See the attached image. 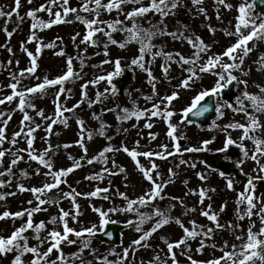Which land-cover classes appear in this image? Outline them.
Segmentation results:
<instances>
[{
    "label": "rangeland",
    "instance_id": "rangeland-1",
    "mask_svg": "<svg viewBox=\"0 0 264 264\" xmlns=\"http://www.w3.org/2000/svg\"><path fill=\"white\" fill-rule=\"evenodd\" d=\"M102 2L107 3L108 0H102ZM242 2L243 0H226V3L233 6L228 9L224 5L208 0H202L200 4H194L193 0H178V6L163 18V22H161V16L155 12L135 18V22L141 27L157 32L151 40V43L155 45L152 53L163 50L172 53L174 57L173 60H166L163 55H159L153 59L152 53L145 54L142 63L151 70L155 78L153 82H150L147 71L132 65L133 59L138 58L140 54V45L137 42L128 43L121 48L118 44H112L108 36L98 33L93 37L96 41L95 45L91 42L82 43L87 29L76 17L77 15L87 19L95 17V13L80 10L84 0H69L67 7L76 8L78 11L69 12L66 17L61 7L63 0H57L55 5L50 4V0H31V3L28 0H21L18 15H14L11 20L7 17H0V99L12 95L13 90L10 85L17 81H19L17 90H26L42 83L45 78L51 80L64 75L67 72L69 58H72L73 72L78 74L65 81L63 84L65 92L59 96L58 101L57 95L61 85L50 86L43 93L32 94L29 99L35 108H25L32 119L23 124L21 122L24 112L18 108L19 97L11 102L6 101L0 104V128L5 129L6 137L4 144L0 146V150L6 151L0 171H6L14 158L23 157L18 164L12 166L11 175L0 177V180L5 181L4 186L0 187V195L5 196V199H0V214L5 211L15 213L37 207L38 201L35 195L31 191H21L20 185H23L25 189H31L53 182L52 176L45 175L47 168L37 161L30 160L27 151H19V149L28 148L27 139L29 137H26L24 133L30 127L36 128V125H39L33 133L35 139L32 150L35 154H42L51 146L45 158L52 162L54 170L73 167L75 161L81 163L80 167L62 178L65 182L41 197L48 203L40 205L41 211L33 215L34 224L40 221L46 224V230L40 233L41 239L46 237L48 231L53 228L63 232V223L59 219L55 224L49 223L53 217L58 218L61 215V209L69 212V216L66 217L69 227L81 231L96 225L99 229L97 233H99L104 227H99L100 216L94 209L104 211L113 208L123 209L127 207V200L122 198L121 193L135 200L151 189V183L139 170L136 161L122 150L124 147L141 153L148 151L160 153L164 152L161 146L167 145V153H172L170 155L166 153L165 159L153 156L151 161L143 155L137 157L145 168H151V163L154 162L157 168L153 172V177L158 183L166 185L161 192L162 199L158 197L147 206H136L139 208V213L145 216L141 230L137 231L135 225H129V228L121 233L119 244L111 247L99 243L94 236L89 237L85 234L77 238L74 234H69L68 240L75 241V243L63 241L60 245L66 264H104L105 260L108 264H173V253L175 264H192V261H197L198 264H208L209 261L222 257L224 252L231 251L232 245H237V250H239V245L247 239V230L251 225L254 224L252 228L254 232L264 227L260 219V209L264 208V179L254 181L256 208L253 209L255 214L250 219L246 215L244 219L239 218L246 212L247 204L246 202L237 204L238 194L244 191L249 176L264 177V173L258 171L255 161L245 159L240 147L237 146L241 142L243 130L225 126L237 122L248 124L249 120L244 113L234 112L225 105L222 108L223 114L217 113L215 119L206 128H198L186 122L180 123L183 110L190 105L192 99L200 91L213 88L217 76L212 73H199L200 78L190 81V87H181V82L189 76L186 69L190 65L181 66L175 62V53L191 57L194 49L186 38L199 36L209 46V50L201 54L200 64L205 63L213 54H222L238 39L237 36L226 33L235 32L236 17L239 15L237 9ZM149 4L150 0H141V4L128 3L122 6V12L113 10L109 13L101 9L99 18L108 22L116 19L123 21L118 28L131 27L133 21L127 20L124 13ZM41 6L51 7L53 13L61 12L66 22L54 24L51 28L43 30L37 28L35 35L38 39L29 42V37L33 34L31 28L33 20L27 16V12L39 9ZM14 8L15 0H0V9L4 12H10ZM200 9H204V12ZM261 14L254 9L253 15L260 16ZM37 18L47 22L55 17L54 15L49 16L47 11H40L37 12ZM259 22L257 20V23ZM6 26L13 33L11 37L4 31ZM99 27H103L106 32L111 31L106 24L99 25ZM160 30L164 33H177V38L160 34ZM243 31L247 34L250 29ZM180 33H183V37H180ZM112 36L117 41H123L127 33L117 31L112 33ZM253 41L252 46L248 45L251 51L244 57L243 65L239 69L232 70L238 80L248 82L246 89L244 84L234 82L233 96L228 101L234 105L236 97L245 90L264 98V92L260 90V87H264V59H262L264 58V39ZM49 43H54L55 46L46 47ZM38 44L43 45L39 53L36 52ZM61 51L64 55H57ZM105 51L108 55L104 54ZM28 52L36 56L37 68L34 74L26 71L31 67L32 59ZM105 60L111 63H104ZM116 60H120L123 71L127 70L130 74L126 82L117 83L115 81L122 75V71L113 76L111 83L107 79L95 84L91 83L100 76L107 77L110 73H114ZM223 62L231 63L232 61L224 57ZM166 65L169 68L167 75L163 71ZM22 71H24V76L20 75ZM214 71L219 72L221 69L216 68ZM14 76L16 79H13ZM153 83L155 92H153ZM84 85L87 87L84 88ZM173 92L178 93V96L170 105L167 101L162 102L163 97L171 96ZM98 94H101L99 102H97ZM145 97L151 99H145ZM215 98L216 105L217 103L224 104L225 101L221 100L220 96ZM57 102L62 109H72V111H64L63 117L57 119ZM153 104H160L161 110L167 107L175 113L171 122L177 125L175 135L180 138V152L175 151L176 142L168 136V122L162 116H151L149 112L139 120L135 117L120 119L124 115L122 111L124 108L130 111L147 110L152 109ZM246 106L249 108L248 104ZM41 110H43L44 117L57 119V122L53 123L52 119L42 118L37 114ZM249 113L255 115L262 125L256 132L250 134L264 139V112ZM64 119L66 123L61 122ZM81 120L83 121V132L79 124ZM149 123L152 125L150 128L146 127ZM49 126H51V132L47 131ZM22 128L23 132H21ZM18 132H21V135L16 137L17 143L13 145L10 141ZM89 133H91V139L88 138ZM153 135L155 139L152 138ZM229 136L237 144L228 145L225 150ZM81 139H83L84 147L87 148V153L80 146ZM204 141H212L207 145L206 150L186 151L189 147L202 148ZM243 143L251 155L254 145L250 140H244ZM107 147L120 150L106 153V163L99 159L91 164L87 162L93 160ZM208 155L217 156L220 163L225 165L227 174L223 172L224 175L221 176L222 171L207 169L204 161ZM241 160L244 161L241 166L243 174L241 168L237 167V163ZM193 163L196 165L194 168L191 167ZM261 163H264V158H261ZM121 168L124 171H120ZM105 169L108 171H104ZM100 173H103L102 179H88ZM198 174L204 175L205 179L201 180ZM229 178L234 181L232 189L227 186ZM97 188H107L108 191L100 192L97 196L88 195ZM201 189L206 190V197L202 204L199 195ZM73 190H75L74 193ZM11 193L15 194L11 195ZM64 193H80L75 198V204L79 205L78 210L73 201L64 196ZM29 201L32 203L30 204ZM209 205H211V211L217 214L221 228H217L214 222L201 214L202 211L208 210ZM156 209H160L169 218V222L152 232V235L140 245L133 244V241L146 232H150L162 219L161 216L155 214ZM26 218L0 220V236H9L21 226ZM139 219L136 212H109V223L129 224V221L138 222ZM177 219L189 229L195 221L197 231L203 233L211 227L213 232L207 237L201 234L195 238H187L184 244L169 252L168 243H176L185 237L184 229L176 223ZM28 235L34 237L35 234L30 231ZM237 236L244 237V241L238 240ZM261 238L264 239V237ZM85 241H87V247L84 246ZM225 242H227V247H225ZM29 244L38 246L41 252L49 247L47 241L41 245L35 238H30ZM201 247L202 251H198ZM125 250H127V256H125ZM17 254L15 251L0 254V264H12ZM59 255L60 253L54 249L49 261L57 260ZM32 258V254L29 253L24 255L23 260L25 264H30ZM57 264H59L58 260ZM221 264H227V262L222 261ZM256 264H264V262L257 260Z\"/></svg>",
    "mask_w": 264,
    "mask_h": 264
},
{
    "label": "snow or ice",
    "instance_id": "snow-or-ice-1",
    "mask_svg": "<svg viewBox=\"0 0 264 264\" xmlns=\"http://www.w3.org/2000/svg\"><path fill=\"white\" fill-rule=\"evenodd\" d=\"M29 3H31V0H28ZM202 0H193L194 4H200ZM57 3V0H50V4L55 5ZM69 3V0H63V3L61 7L63 8V15L66 17L69 12H77L78 9L76 8H70L67 7ZM128 3L133 4H141V0H108L107 3H103L102 0H84V3L80 10L88 13H95V17L93 19H87L85 17H81L77 15L76 19L79 20L81 23H83L87 29V33L84 36V39L82 43H88L91 42L93 45H95L96 41L93 40V37H95L98 33H103L104 35L108 36L109 40L112 44H118L119 47L123 48L128 43L137 42L140 45L139 48V57L136 59H133L132 65L138 66L141 69H144L148 72V76L150 79V82L154 81V77L152 76V72L150 69L145 67V64L142 63L145 59L146 53H152V49L155 47L151 43L152 38L157 35V32L151 31L150 29H145L141 27L139 24L135 22V18L142 17L145 14L149 12H155L159 14L162 18L161 22H163V18L167 17L173 9H175L178 6V0H150V4L148 6H140L138 8H134L131 11L124 13L125 18L127 20L133 21L131 27H123L118 28L119 25L123 24V21L116 19L114 21L108 22L101 20L100 17V11L101 9L111 13L113 10H117L122 12V6ZM218 4L224 5L226 8L231 9L233 6L231 4L226 3V0H217ZM90 5H94V7H90ZM21 7V0H15V8L10 12H4L3 9H0V17H7L9 20L12 19L14 15L19 14V9ZM256 8V0H243V2L238 6V13L239 15L236 17L237 23L235 25V32H228L227 35H235L237 36V41L229 46L222 54H213L212 56H209L205 63L200 64L199 61L201 59V54L206 53L209 50V46L204 43L202 38L199 36L195 37H187L188 43L193 47L194 52L191 57H185L181 53H175V62L183 65H190L186 69V71L189 73V76L185 78L181 82V87L188 88L190 87V81L194 79H199V73H212L213 75L217 76V81L215 83V86L211 89H205L200 91L191 101L190 105L186 107L182 112V119L180 123H184L185 120H187L189 114H193L196 116H203L206 112L210 111V108L207 104H203L202 102L205 101L206 98L210 97H218L221 96L224 89L228 88L229 86H233L234 82L236 83H242L245 85V89L247 88V81L246 80H238V78L233 74L232 70L239 69L243 63H244V57L248 55V53L251 51V48L248 47L249 42L254 39H264V14H261L260 16L253 15L254 9ZM40 11H47L49 13V16L54 15V19H51L47 22L38 19L37 18V12ZM201 12H204V9H200ZM27 16L32 18L33 23L31 25V28L33 30V34L29 37V42L37 40V36L35 35V30L39 28L40 30H43L45 28H51L54 24H59L66 22L62 16L61 12L57 11L55 13L52 12V8L48 7L45 8L44 6H41L39 9L35 10H29L27 12ZM219 18V16L217 17ZM21 19H23L21 17ZM257 20L260 22L257 23ZM106 24L111 31L106 32L103 27H99V25ZM155 27V26H153ZM244 29H250L247 34H244ZM6 35L11 37L13 34L8 27L6 26L4 29ZM117 31H123L127 33L126 39L123 41H117L113 38L112 33H115ZM212 31H215L212 29ZM160 34H167L171 35L173 38H177V33H164L162 30H160ZM180 37H183V33L179 34ZM42 46L38 44L36 52L39 53L42 50ZM54 43H49L46 45L48 48L54 47ZM105 49H107V45H105ZM239 50V52H238ZM11 51V49H9ZM27 51V49H25ZM105 55H108L107 51L104 53ZM28 55L32 58L31 59V67H29L26 71L30 74H34L37 68V62H36V56L33 55L32 52H28ZM57 55H64V53L61 51L57 53ZM163 55L166 60H173V54L164 52L163 50L152 53V58L155 59L156 56ZM227 57L229 62H223V58ZM264 59V58H262ZM237 60L239 61L237 63ZM104 63H111L109 60H105ZM219 68L221 71L217 72L214 71V69ZM123 71V68L121 66V61L116 60L115 61V72L110 73L107 77L100 76L97 78L96 81H92L91 83L95 84L98 83L100 80L107 79L109 83H111L113 76L120 74V72ZM163 71L165 75H167L169 68L168 66L163 67ZM21 76H24V71L20 73ZM75 74L73 72L72 67V58H69L67 60V72L57 77L56 79H47L45 78L42 83H39L38 85L34 87L27 88L26 90H17L18 89V83H12L10 87L12 88L13 92L12 95H9L5 97L4 99H0V104L5 103L6 101L11 102L14 98L19 97V104L18 108L20 111L24 112L23 121L22 124L25 121H30L32 117H30L25 111L26 107H32L35 108L34 104H31L30 102V96L34 93L41 92L43 93L46 88L50 86L55 85H61V88L59 90V93L57 95V101L59 100V96L62 95L65 92V89L63 88V84L65 81L72 78ZM246 75V73H245ZM13 79H16L15 76ZM84 88L87 87V85L83 86ZM260 87V86H258ZM261 92H264V87H260ZM107 91V90H106ZM113 92H115V89L113 88ZM153 92H155V84L153 83ZM85 97L87 93H84ZM100 95L97 96V102H99ZM178 96V93L173 92L171 96H165L162 98L163 101H167L168 105L171 104V102L176 99ZM145 99H151L150 97H145ZM245 101H249L251 104V108L255 110V112H264V98L250 94L246 90L242 92L240 96L236 97L235 105L231 102L225 101L224 104L217 103V106L215 108V111L222 115V108L226 105L227 107L231 108L234 112L237 113H244L249 120L248 124H241V123H232L228 124L225 127L226 128H232V129H242L243 134L240 138V143L237 144L236 141H234L230 136L226 140L225 144V150L227 149L228 145L237 144L238 147H240L243 157L245 159H251L256 162L258 165V171L260 173H264V163H261V158H264V139H261L255 135H251L250 133L256 132L262 125L260 124L258 118L255 115H252L248 111V107L245 104ZM79 105H77L78 107ZM64 111H72V109H62L61 105L57 102L56 107V118L59 119L60 117H63ZM124 115L120 117V119H131L135 117L137 120L144 117L147 113L150 112L151 116H162L167 122H168V136L175 141V151L178 153L180 152V143H179V137L175 135L177 132V125L173 124L171 122V118L175 115V113L171 110H168L166 107L164 110H161L160 104H153L152 109L147 110H129L128 108L122 109ZM42 118L45 119H52L53 123L57 122V119H53L51 117H44L43 110L39 111L37 113ZM10 119V117H9ZM61 122L66 123V119L62 120ZM7 122H5L6 124ZM79 124L81 126V132L84 131L83 128V121H79ZM146 127H152V125L146 124ZM36 128H39V125H36ZM36 128H29L24 135L26 137H29L27 139V149H19V151H27L28 156L30 160L37 161L40 165L47 168L48 171L45 173V175H50L53 177L52 183H46L43 185V187H34L31 189H25L23 185H20L19 188L21 191H31L38 201V205L35 208H29L24 209L21 211H17L15 213L5 211L3 214H0V220L6 219V218H12V219H23L24 217H27L26 220L21 224L20 227L16 228L9 236H0V254H7L9 252H17L18 254L15 256L12 264H25L23 257L26 254H32V260L30 261V264H57V260L59 261V264H66L64 253L62 249L60 248V245L63 241H67L68 243H75V241L68 240L69 234H74L77 238L83 237L85 234H87L89 237L95 236L97 231L99 230L96 225H93L90 228L82 229L81 231H76L75 229L69 227L68 221L66 217L69 216V212L64 211L61 209V215L57 217H53L49 223L55 224L57 219H59L63 223V232L56 230L53 228L52 230L48 231V235L41 239L40 233L44 230H46V224L44 221H40L38 224H34L33 221V215L34 213L40 212L41 207L40 205H44L45 203H48L45 199H42L41 197L46 193L50 192L52 189L57 188L62 182H65L62 180L63 177H66L69 173H71L75 168H78L81 166L80 161H75L73 167H69L67 169H60V170H54L53 164L50 160L46 159L47 151L51 150V146L48 150H46L42 154H35L33 149V140L35 137L33 136V133L36 131ZM103 128V126H102ZM48 132H51V126L47 129ZM102 131V130H101ZM21 132H23V128L21 129ZM21 132L15 133L13 136V139L10 141L11 144L15 145L17 143L16 137L21 135ZM88 138L91 139V133L88 134ZM155 139V135L152 137ZM5 129L0 128V146H2L5 142ZM244 140H250L252 144L254 145V150L252 151L251 155H249V150L247 146L243 143ZM212 141H204L202 148H196V147H189L186 149L188 152H199L202 150L207 149V145L211 143ZM80 146L84 148L85 153H87V148L84 147L83 139L79 142ZM65 147H69V145H65ZM164 149V152L160 153H154L151 151L148 152H138L136 150H129L127 147H124L122 150L126 153H128L129 156L132 157L134 161H136L137 167L139 170L143 173L144 177L151 183L152 187L149 191L145 192L144 195L138 197L135 200L129 199L127 195L121 193V196L123 199L127 200V207L120 209V208H113L109 211H104L101 209H94L99 213L100 216V228L104 227L106 224L110 222L109 220V212H136L140 219L139 221H129V225H135L136 230H141V225L144 223L145 216L142 213H139V208L136 207L139 205L140 207L147 206L151 204L156 198H163L161 196V192L163 191V188L166 186L163 183H158L157 180L153 177V172L156 170L157 165L152 162L151 168H145L140 161L137 159L138 156L143 155L144 157H147L150 159L153 156H158L161 159L166 158L167 153V145L161 146ZM118 151L120 149H113L112 147L105 148L102 152L99 153L97 157H95L93 160H88L87 162L89 164L93 163L94 160H103L105 163L106 160V153L112 152V151ZM172 154V153H167ZM6 155V151L0 150V166L3 165L4 157ZM15 157V154H13ZM23 157H16L11 161V166L6 171H0V177L8 176L12 174V166H15L22 160ZM184 163V161H181ZM243 160L239 161L237 163V167L241 168V173L243 174L242 170V164ZM113 164L115 166V162L113 161ZM191 167H196L195 163L191 165ZM104 171H108L105 169ZM120 171H124L123 168L120 169ZM37 174H39V170H37ZM200 176L201 180L205 179V176L202 174H198ZM224 173H221V176H223ZM103 173L98 174L95 177H88V179H102ZM256 179H264V177L257 176L252 177L249 176L247 183L245 185L244 191L240 192L238 194V200L237 204L245 203L247 204L246 212L239 216L240 219H244L245 215L250 219L252 215L255 213L253 212V209L256 208L255 201V183L254 181ZM10 183V181H8ZM233 179L229 178L227 181V186L229 189L233 188ZM5 184L4 180H0V187H3ZM108 189H101L97 188L94 192L88 194L90 196H97L100 192H107ZM75 190H73V193ZM64 193V196L66 198H70L73 201L74 206L79 209V205L75 204V198L77 195H80V193ZM15 193H11V195H14ZM200 195V203L202 204L205 197H206V190L201 189L199 192ZM0 199H5L4 195H0ZM107 199V197H105ZM31 204L32 201H29ZM223 210V209H221ZM194 211V209H192ZM260 219L261 222L264 223V208L260 209ZM156 215H159L162 217L160 221L157 222V224L152 228L150 232H146L144 235H142L139 239L133 241V244L140 245L142 241L148 239L152 232H155L158 228L162 227L164 224H167L169 222V218L160 210L156 209L155 211ZM201 214L205 217H207L210 221L214 222L216 224L217 228H221L222 225L218 222L217 214L211 211V205L208 206V210H204L201 212ZM77 215H79V212L77 211ZM177 224H180L181 227L184 229L185 237L176 243H168V249L169 252L172 251L173 248L179 247L181 244H184L187 240V238H195L198 235L203 234L204 236H210V234L213 232V229L210 227L207 229L206 232L197 231V225L195 221L192 222V228L189 229L187 227H184L182 222L177 219ZM254 227V224L251 225L247 230V239L244 241V237L237 236L238 240L244 241L241 245H239V250H237V245H232L231 251L224 252V255L218 259H214L208 262V264H221L222 261L227 262V264H256V261L264 262V239L261 237H264V227L260 228L258 232H254L252 228ZM34 233V237H30L28 235L29 232ZM35 238L40 242L42 245L45 241L49 243V247L46 251L41 252L40 248L38 246H30L29 239ZM203 247V241L201 242ZM84 246L87 247V241L84 242ZM201 249H198V251H202ZM225 247H227V242H225ZM56 250L60 253V255L57 257V260L49 261V257L52 254L53 250ZM125 256H127V250H125ZM173 264H175V254L172 255ZM104 264H108L107 260L104 261ZM192 264H198L197 261H192Z\"/></svg>",
    "mask_w": 264,
    "mask_h": 264
},
{
    "label": "water",
    "instance_id": "water-1",
    "mask_svg": "<svg viewBox=\"0 0 264 264\" xmlns=\"http://www.w3.org/2000/svg\"><path fill=\"white\" fill-rule=\"evenodd\" d=\"M217 1V0H214ZM256 9L258 11H264V0H256ZM126 77L121 78L119 81H124ZM231 86L228 87V91L230 90ZM227 91V92H228ZM226 93V92H225ZM203 104H207L210 108V111L206 112L203 116H196L193 114H189L187 121L190 123H195L199 126H206L208 125L215 116V105H214V98H206L205 101L202 102ZM207 166L211 168H220L219 165L216 164L214 157H208L206 161ZM124 228V226L120 225H107V229L105 232L100 234L97 238L100 241H106L108 244H116L117 243V236L119 232Z\"/></svg>",
    "mask_w": 264,
    "mask_h": 264
},
{
    "label": "bare ground",
    "instance_id": "bare-ground-1",
    "mask_svg": "<svg viewBox=\"0 0 264 264\" xmlns=\"http://www.w3.org/2000/svg\"><path fill=\"white\" fill-rule=\"evenodd\" d=\"M253 42H254L253 40L250 41V42H249V45L252 46V45H253ZM245 104H248V105H249V108H248V111H249V112H253V111H255L254 109L251 108V104H250L249 101H245Z\"/></svg>",
    "mask_w": 264,
    "mask_h": 264
}]
</instances>
